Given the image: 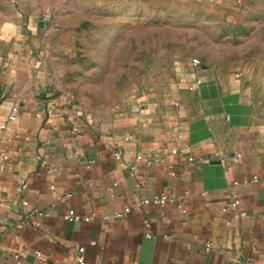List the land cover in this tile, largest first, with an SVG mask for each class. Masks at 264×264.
<instances>
[{"label":"crops","instance_id":"crops-1","mask_svg":"<svg viewBox=\"0 0 264 264\" xmlns=\"http://www.w3.org/2000/svg\"><path fill=\"white\" fill-rule=\"evenodd\" d=\"M199 1L264 29V0ZM21 13L0 6V264H264V89L201 61L108 123L66 96L48 116L47 28ZM155 196L172 202L138 204Z\"/></svg>","mask_w":264,"mask_h":264},{"label":"rangeland","instance_id":"rangeland-1","mask_svg":"<svg viewBox=\"0 0 264 264\" xmlns=\"http://www.w3.org/2000/svg\"><path fill=\"white\" fill-rule=\"evenodd\" d=\"M9 5L52 17L42 48L47 99L69 97L100 124L194 59L245 70L264 89V29L240 31L199 0H0Z\"/></svg>","mask_w":264,"mask_h":264},{"label":"built area","instance_id":"built-area-1","mask_svg":"<svg viewBox=\"0 0 264 264\" xmlns=\"http://www.w3.org/2000/svg\"><path fill=\"white\" fill-rule=\"evenodd\" d=\"M41 21L46 26L51 25L53 23L52 17L49 14H44V16L41 18ZM192 63H193V65L195 67H199L201 65V61L198 60V59H194ZM198 84H200V82H198ZM56 105H57L56 102L51 100V102L49 103L48 107L44 111L45 114H47L48 116H52L56 112ZM124 107L125 106L118 107L117 108L118 112L119 113L123 112ZM19 114H20L19 108L17 106L13 107L11 113L5 118L6 123L15 122L16 120H18ZM36 116L38 118H40L42 116V112H38L36 114ZM171 153H172V155H175V156L182 155V153L178 149L172 150ZM116 159L117 160H121L122 159L121 155L120 154H116ZM136 159L137 160H141L142 157L141 156H137ZM188 161L189 162H194V158L188 157ZM210 161L211 160H209V159L202 160V162L207 163V164H209ZM257 181H258V178L254 177L253 178V182H257ZM169 202H172V200L169 197H158V196H155V197L150 198V199H144L142 201H138V204L140 206L147 207V206H150V205L161 206V205H165V204H167ZM238 205H239V201H237V200L234 201L233 204H232V206H238ZM180 208H181V206H180ZM129 213H131V209L129 207H126V208H124V210L122 212L118 213L117 216L118 217H122V216H125V215L129 214ZM65 219L67 221H69V222H80V221H83V220L84 221H88V219H82L73 210L67 212V214L65 215ZM147 237L150 238L151 235L148 234ZM84 252H85L84 248H80L79 249V256L77 258L79 264H86L85 259H84Z\"/></svg>","mask_w":264,"mask_h":264},{"label":"water","instance_id":"water-1","mask_svg":"<svg viewBox=\"0 0 264 264\" xmlns=\"http://www.w3.org/2000/svg\"><path fill=\"white\" fill-rule=\"evenodd\" d=\"M39 26L40 27H43L44 26V23L41 21L40 23H39ZM204 68H206L205 66H203Z\"/></svg>","mask_w":264,"mask_h":264}]
</instances>
